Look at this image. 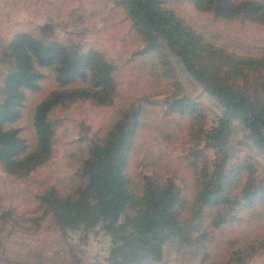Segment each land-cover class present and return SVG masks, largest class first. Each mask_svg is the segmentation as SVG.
I'll list each match as a JSON object with an SVG mask.
<instances>
[{
    "label": "rangeland",
    "instance_id": "rangeland-1",
    "mask_svg": "<svg viewBox=\"0 0 264 264\" xmlns=\"http://www.w3.org/2000/svg\"><path fill=\"white\" fill-rule=\"evenodd\" d=\"M155 1L185 22L200 41L236 61L231 64L227 57H218L227 73L220 74L222 82L239 91L250 84L264 85V69L258 71L263 65L254 66L248 60L264 59V21L244 15L220 20L211 10L197 9L191 0ZM252 1L264 6V0ZM122 3L0 0V106L6 97V79L17 70L8 45L20 33L31 35L42 46L59 42L70 52H101L113 64L116 83L110 104L107 99L100 103L80 97L51 107L47 113L53 128L49 155L27 175H12L0 163V245L5 246V252L0 248V264H17L14 260H23L18 256L28 248L49 258L44 264H120L125 252H131L127 257L131 261L146 246L141 230L131 234L132 212L123 214L112 232L103 223L63 230L50 218L40 223L38 232L25 230L40 215L39 194L50 187L62 194L78 188L80 165L90 145L108 134L120 112L140 98L148 100L143 102L147 111L129 156V175L136 188L145 177L175 186L177 203L184 205L181 221L186 223L178 240L164 244L160 261L144 264H264V133L250 131L240 118H228L219 100L186 70L166 40L161 39L154 52L145 48ZM39 73L38 86L23 92L20 117L5 127L26 143L22 157L39 143L33 127L36 108L55 91L87 85L80 79L62 87L53 69L44 64ZM258 94L264 96V90ZM218 132L223 133L221 141L208 144L206 140ZM215 181L216 196L206 203L204 187ZM220 183L222 189L217 192ZM151 234L145 239L150 240Z\"/></svg>",
    "mask_w": 264,
    "mask_h": 264
},
{
    "label": "trees",
    "instance_id": "trees-1",
    "mask_svg": "<svg viewBox=\"0 0 264 264\" xmlns=\"http://www.w3.org/2000/svg\"><path fill=\"white\" fill-rule=\"evenodd\" d=\"M191 1L197 9L211 10L213 16L220 20H234L244 15L264 21V6L252 0ZM120 5L145 48L154 52L160 45L159 41L166 40L186 70L219 100L222 111L228 118H240L250 131L264 133V96L258 94L259 90H264V85L255 88L250 84L244 91H239V88L222 82L220 74L224 71L218 57H227L231 64H236V61L233 62L222 50L200 41L201 38L194 35L185 22L176 18L172 12L164 11L155 0H124V4ZM8 47L12 48L17 70L6 79V97L0 106V163L12 175H27L49 155L53 128L47 119V113L51 107L61 100L80 97L97 102L107 99L110 104L116 88L114 67L101 52H70L59 42L42 46L26 33L15 35ZM248 60L254 66L263 65L258 71L264 69V59ZM42 64L53 69L62 87L80 79L87 81V85L84 88L66 87L55 91L36 108L33 127L39 143L32 153L22 157L26 143L16 131L5 127L20 117L23 92L38 86L41 75L39 66ZM224 73L226 76L227 73ZM144 101L148 100L140 98L133 103L141 102L142 106L131 103L126 111H121L108 134L90 145L87 156L80 165L81 184L78 188L71 193L62 194L55 187H50L39 194L40 215L30 220V226L25 227L26 231H40V223L50 218L53 225L63 230L75 229L83 224L92 227L103 223V228L112 232L116 230L123 214L132 212L133 217L128 219L134 227L131 234L141 230L142 243L146 246L139 249V254L132 255L131 261L127 260L131 252H125L124 262L120 264H144L145 261L161 260L164 244L178 240L186 223L181 221L180 209L184 205L179 207L177 203L178 192L175 186L169 187L166 182L152 181L145 177L143 184L136 188L129 175V156L147 111L143 106ZM168 102V99L164 100L170 113H174ZM178 107L185 108L184 105ZM222 134L215 133L206 140L207 143H219ZM215 183L216 181L211 186L204 187L202 199L206 203L211 196H216ZM220 187L222 189V183L218 185L217 192ZM137 222L139 225H133ZM149 232H152L151 239L146 240L145 236ZM122 239L126 241L128 236ZM125 245L128 246L129 243L125 242ZM0 248L5 252V246L0 245ZM20 257L23 259L20 262L14 260L17 264H44L49 259L29 248L18 259ZM6 259L2 261L7 263ZM8 263L14 262L10 260Z\"/></svg>",
    "mask_w": 264,
    "mask_h": 264
}]
</instances>
